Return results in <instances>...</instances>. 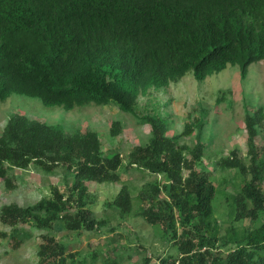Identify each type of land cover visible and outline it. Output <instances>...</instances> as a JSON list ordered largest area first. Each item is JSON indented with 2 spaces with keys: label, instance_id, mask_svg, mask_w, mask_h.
<instances>
[{
  "label": "trees",
  "instance_id": "trees-1",
  "mask_svg": "<svg viewBox=\"0 0 264 264\" xmlns=\"http://www.w3.org/2000/svg\"><path fill=\"white\" fill-rule=\"evenodd\" d=\"M258 62H264V0H0V102L21 95L66 111L111 103L136 114L141 96L188 72L204 81L239 65L246 77ZM262 111L246 115L249 163L235 152L220 161L244 176L236 194L219 190L209 172L198 170L206 145L180 146L161 116L142 117L151 140L135 147L124 166L164 181L136 199L149 203L137 214L166 240L180 234L178 255L159 257L158 264H264V148L256 145ZM113 130L120 133L121 123ZM191 132L187 126L183 135ZM32 163L47 172L67 169L72 184L51 187V196L34 206H3L0 221L46 231L40 264H67L73 255L54 231L105 227L89 208L88 184H118L125 163L120 154L103 155L93 130L69 134L61 125L13 114L0 136V179L11 189L9 170ZM218 194L230 209L228 220L215 216ZM135 202L125 185L110 205L126 217ZM245 221L248 226L237 227Z\"/></svg>",
  "mask_w": 264,
  "mask_h": 264
},
{
  "label": "rangeland",
  "instance_id": "rangeland-1",
  "mask_svg": "<svg viewBox=\"0 0 264 264\" xmlns=\"http://www.w3.org/2000/svg\"><path fill=\"white\" fill-rule=\"evenodd\" d=\"M260 108L263 115L262 124L257 127L256 145L264 148V62L250 65L246 77L242 76L239 65L228 66L204 81L196 80L193 73L188 72L168 89L150 90L148 95L141 96L136 114L123 113L114 104L66 111L63 107H46L37 98L12 95L0 102V136L13 114L61 125L69 134L86 130L97 132L103 155L120 154L125 164L119 170L121 181L118 184H88L91 194L89 208L95 218L106 221L105 227L95 232L54 231L73 255L67 264H158L159 257L178 255L175 243L180 234L171 232V240H166L162 230L157 232L137 214L141 206L147 207L149 203L136 199L149 186L155 187L164 181L161 175L124 166L129 163V154L135 147L145 146L151 140V126L143 122L142 117L161 116L169 125L167 135L181 137L180 146L192 149L198 143L206 145L198 170L209 172L219 190L236 194L244 176L238 169L222 167L220 161L232 158L235 152L242 162L249 163L246 115L253 116ZM116 121L122 126L118 134L113 130ZM199 124L202 125L201 131ZM187 126L192 132L184 136ZM9 175L14 187L8 189L0 179V210L10 204L22 208L34 206L51 196V187H61L73 181L63 167L47 172L35 163L27 169H11ZM125 185L136 201L133 212L126 217L110 205ZM162 197H167L166 192ZM214 208L219 220H228L230 209L223 196L218 194ZM246 226V221L237 224L238 228ZM15 229L0 221V264H40L38 251L44 243L46 231L31 222L19 224Z\"/></svg>",
  "mask_w": 264,
  "mask_h": 264
},
{
  "label": "clouds",
  "instance_id": "clouds-1",
  "mask_svg": "<svg viewBox=\"0 0 264 264\" xmlns=\"http://www.w3.org/2000/svg\"><path fill=\"white\" fill-rule=\"evenodd\" d=\"M230 66H231V65H230ZM248 69H249V68H248ZM217 74H218V73H217ZM214 75H215V74H214ZM183 78H184V77H182V79H183ZM182 79H181V80H182ZM181 80H180V81H181ZM180 81H178V82H180ZM178 82H176V83H178ZM172 84H175V83H172ZM172 84H170V86H171ZM170 86H169V87H170ZM162 89H168V87H167V88H162ZM162 89H154V88H153V89H151V90H162ZM147 95H148V94H147ZM110 104H111V103H110ZM89 106H90V105H89ZM103 106H105V105H103ZM118 109H119V108H118ZM119 110H120V109H119Z\"/></svg>",
  "mask_w": 264,
  "mask_h": 264
}]
</instances>
